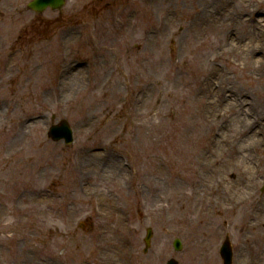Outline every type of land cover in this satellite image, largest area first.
<instances>
[{
  "label": "rangeland",
  "instance_id": "obj_1",
  "mask_svg": "<svg viewBox=\"0 0 264 264\" xmlns=\"http://www.w3.org/2000/svg\"><path fill=\"white\" fill-rule=\"evenodd\" d=\"M30 1L0 0V59L17 65L9 84L0 68V264H224L226 237L231 264H264V44L258 65L220 51L227 38L217 21L190 25L203 0H122L115 8L116 0H67L62 12L43 14ZM229 1V10L241 4ZM254 10L260 28L264 0H253L245 17ZM233 29L243 35L239 22ZM64 30L72 32L68 56L52 60ZM96 53L105 57L101 70ZM85 60L93 65L86 73ZM61 63L73 70L63 91L45 88ZM220 93L234 106L211 105ZM216 109L223 131L239 111L261 138L246 147L255 171L248 190L227 185L238 172L222 165L229 155L217 148L226 138ZM61 118L75 132L70 146L47 136ZM224 143L233 155L241 150L232 147L236 137ZM205 156L219 163L204 170ZM218 180L235 194L234 210H220L209 194Z\"/></svg>",
  "mask_w": 264,
  "mask_h": 264
},
{
  "label": "bare ground",
  "instance_id": "obj_2",
  "mask_svg": "<svg viewBox=\"0 0 264 264\" xmlns=\"http://www.w3.org/2000/svg\"><path fill=\"white\" fill-rule=\"evenodd\" d=\"M206 2V7L194 15L190 20V25L193 24H203L205 26L214 24V21H217L218 26L216 25V29L220 31V34L227 38V42L225 43L224 47L220 49V51L227 50L228 54H234L238 58H242L245 61H248L250 63L251 60L255 62L256 65H258L259 62L262 61V57H260V60L258 59V54H261L262 46H263V38H264V16H261L260 18V28L256 26L257 21H255L256 15L259 14L258 10H254L253 14H250V18H246L243 11L248 9V6L253 3V0H241V4L239 7H234L229 10V0H203ZM240 8V10H239ZM169 19V18H168ZM236 22H239L242 26V30H239L243 35L238 36V32L233 29ZM168 25L172 24V20H169ZM244 23H248L247 26L250 30L246 31L244 30ZM208 24V25H206ZM258 27V28H257ZM228 32L226 31V29ZM240 34V33H239ZM244 37V38H243ZM245 38L248 39V42L243 45V42H245ZM227 54V55H228ZM257 68V66H256ZM79 70L75 72V79L79 78ZM211 76L209 77V82L211 83L214 70H211ZM67 80V79H66ZM213 82V81H212ZM70 85L71 82L69 81ZM208 89V93L210 94L212 92V89L209 87H206ZM216 92V91H215ZM221 95L215 96L211 100V105L217 104L218 106L225 101L228 105L234 106L232 102L229 101L227 96H224L222 93ZM229 105V106H230ZM220 115V117H218ZM224 114L220 112L218 109L215 110V121L218 122V127L222 130L223 134L225 135L224 138L227 139L230 137H236V143L232 144L233 146H240L241 150H236V155H233L231 153V146L228 147L224 143L226 141L222 140L217 145V148L222 146V149L225 150V153L229 155V160L227 162L222 163L224 166V170L228 172L229 174L232 171H237L238 176L237 179L235 177L234 180H232L230 183L227 182V185H231V188L235 190V192H241L245 189H249L251 186L255 185V176H254V169L250 166V161L248 159V154L246 152V147L249 143H258L261 141V138H258L253 131L252 122H250L249 119H243L242 115L239 111L237 113H234L232 115L231 120L229 121V127L225 128L223 131V128L221 127V119L224 118ZM25 124H28L29 122H24ZM216 124V123H215ZM217 125V124H216ZM221 138V135H220ZM217 138L215 137L214 140L211 142L212 145L215 147ZM224 141V142H223ZM243 144V145H242ZM242 145V146H241ZM219 162L216 160L210 159L208 156L204 157V170L208 169L211 165L218 164ZM222 169L220 166L218 167ZM223 171V170H222ZM224 172V171H223ZM237 180H241L243 183H239ZM217 184L219 188H216L214 185L213 187L210 186L211 184H207L208 188L210 190V195L216 194L218 196V205H220V210L223 211H231L234 210L232 206V199L234 198L235 194L229 189V187L223 186V180H218ZM257 184V183H256ZM203 185V184H202ZM208 189H205V192H207ZM212 199L211 197H207V200ZM222 202V203H220ZM220 203V204H219ZM223 203H226L223 204ZM240 203V202H239ZM239 203H235L238 205ZM253 203V202H252ZM258 210L264 209L262 205L257 206ZM20 261L22 262V257L20 258ZM26 263L29 262V259H25ZM41 260L40 262H42ZM22 264V263H20ZM36 264V262L34 263ZM44 264V263H43ZM48 264V263H47ZM84 264V263H82Z\"/></svg>",
  "mask_w": 264,
  "mask_h": 264
},
{
  "label": "water",
  "instance_id": "obj_3",
  "mask_svg": "<svg viewBox=\"0 0 264 264\" xmlns=\"http://www.w3.org/2000/svg\"><path fill=\"white\" fill-rule=\"evenodd\" d=\"M41 3V6H45L47 4H51L53 6L59 7L63 4V0H35L30 3V6L34 9H38L37 6ZM50 134L53 136L54 139L58 140L61 138H65L67 142L72 141V135L71 130L68 127V123L66 121H63L60 126H54L50 132ZM151 236V230H149L148 238L146 239L147 243L149 244ZM227 250L230 251V248L227 247ZM230 254H228V257L230 259ZM171 264H176L175 261H172Z\"/></svg>",
  "mask_w": 264,
  "mask_h": 264
},
{
  "label": "flooded vegetation",
  "instance_id": "obj_4",
  "mask_svg": "<svg viewBox=\"0 0 264 264\" xmlns=\"http://www.w3.org/2000/svg\"><path fill=\"white\" fill-rule=\"evenodd\" d=\"M118 1H120V0H118ZM52 12H54L55 13V11H52ZM42 22H45L44 20H42ZM45 23H47V22H45ZM49 23V22H48ZM65 35V36H64ZM69 35H70V32H66V31H64V32H62V35H61V37L62 36H64V37H62V40H65V42H69L70 40H71V38L69 37ZM60 39V38H59ZM19 49V51L20 50H22V47L21 48H18ZM10 67H11V65L9 64V63H5V69L6 70H8V69H10Z\"/></svg>",
  "mask_w": 264,
  "mask_h": 264
}]
</instances>
